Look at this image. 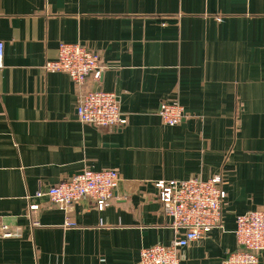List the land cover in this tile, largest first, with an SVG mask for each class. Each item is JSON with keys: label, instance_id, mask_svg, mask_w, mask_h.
<instances>
[{"label": "crops", "instance_id": "1", "mask_svg": "<svg viewBox=\"0 0 264 264\" xmlns=\"http://www.w3.org/2000/svg\"><path fill=\"white\" fill-rule=\"evenodd\" d=\"M0 42V222L14 232L0 264H137L174 237L153 183L218 174L222 225L181 264H220L237 249L235 217L264 209V0H0ZM59 43L99 56L84 87L44 72ZM87 90L115 93L126 124L79 122ZM161 103L181 105L182 122L164 125ZM108 169L122 184L101 211L36 197Z\"/></svg>", "mask_w": 264, "mask_h": 264}, {"label": "built area", "instance_id": "2", "mask_svg": "<svg viewBox=\"0 0 264 264\" xmlns=\"http://www.w3.org/2000/svg\"><path fill=\"white\" fill-rule=\"evenodd\" d=\"M4 46L0 42V68L3 66ZM100 69L99 56L81 44L59 43L57 56L44 64L46 73L61 72L78 87H84ZM76 118L92 127L120 128L126 124L118 96L103 90H87L77 99ZM162 123L175 126L185 117L177 103H161L158 112ZM122 184L114 170H84L71 178L39 190L36 197L47 198L48 203L66 210L79 200L86 199L95 209L103 210L116 198ZM162 213L170 221L174 237L169 244L143 248L137 264H181L182 251L191 243L204 238L222 225V207L226 199V181L218 174L208 179L159 180L153 183ZM30 211L38 205H29ZM72 226L71 223H66ZM13 229L0 222V239L10 238ZM234 236L237 249L230 252L220 264H258L264 253V209H256L235 217Z\"/></svg>", "mask_w": 264, "mask_h": 264}]
</instances>
